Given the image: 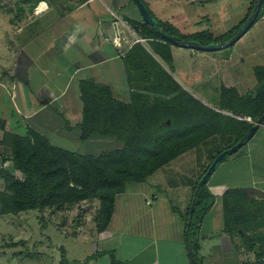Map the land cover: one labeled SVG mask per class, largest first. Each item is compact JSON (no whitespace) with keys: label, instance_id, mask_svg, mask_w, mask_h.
I'll return each instance as SVG.
<instances>
[{"label":"crops","instance_id":"1","mask_svg":"<svg viewBox=\"0 0 264 264\" xmlns=\"http://www.w3.org/2000/svg\"><path fill=\"white\" fill-rule=\"evenodd\" d=\"M142 1L154 16L163 18L165 24L176 30H186L190 25L188 33L193 34L205 27L206 21L213 37L234 28L250 6V0H244L235 11L236 0H175L180 2L178 5L174 0ZM129 20H142L132 0H0V138L4 131L24 136L31 128L52 145L65 148L54 135L70 138L80 128L79 81L91 78L106 83L114 92L110 75L115 76L135 43L146 46V39L136 33ZM229 47L227 54L211 58V67L221 66L237 86L258 85L254 68L264 66V11L261 15L259 11L238 40L222 49ZM240 62L251 64L253 82L242 74L238 76ZM206 186L213 195V203L192 228L191 237H186L183 220L190 200L187 186L185 197H178L179 204L175 206L171 204L173 199L168 201L164 194L162 197L154 192L150 201L145 200L149 208L136 205L130 218L125 210L119 214L114 208L102 231L96 229L89 211L78 212L77 207L84 201L34 209L38 210L39 222L48 219L61 235L72 238L78 234L85 244L92 246L90 253L78 258L69 257L67 251L62 255L63 245L51 244L45 232L36 240L40 250L33 251L31 257L29 251L20 255L22 217L32 210L0 215L12 222L10 231L19 229L16 237L4 236L7 254L0 255V264H29L32 258L36 264H61L63 258L69 263L83 262L92 255L85 264H192L190 252L195 245L198 256L195 264H264L260 243L255 244L256 250L255 246L249 247L252 229L244 235L242 226L226 221L223 204L224 199L243 200L246 196L264 201V124L217 165ZM143 217L146 222H138ZM70 228L74 229L71 234ZM15 251L17 255H13ZM45 255L52 260L43 261Z\"/></svg>","mask_w":264,"mask_h":264},{"label":"rangeland","instance_id":"2","mask_svg":"<svg viewBox=\"0 0 264 264\" xmlns=\"http://www.w3.org/2000/svg\"><path fill=\"white\" fill-rule=\"evenodd\" d=\"M243 1L244 0H236V5L233 7L234 11L240 9ZM253 2L254 0H250V3ZM173 3L178 5L180 2L174 0ZM174 7L177 8V10L179 9L178 6ZM197 11L200 10L197 9ZM248 16L249 15H247L246 18ZM154 17L161 23H166L163 18L157 15ZM246 18L239 20L236 26L230 29L231 32L228 34L232 36L242 26ZM203 24L205 27L200 28L198 31H195L196 27L194 26L195 32H193V34L200 31H208L207 29H209V27L206 26V21H203ZM189 27L190 25L187 26L186 30H182L183 32L181 30L177 31L180 35H185L193 41L208 40V38L204 36H191L192 34L188 33L191 31ZM134 30L139 36L145 35H143L141 27H134ZM228 34H226V36H228ZM226 36L224 38H226ZM145 39L146 46L144 47L141 45L144 49L141 50L139 47L140 44L138 42L135 43V46H139L135 48L134 52L131 54V60L125 59L121 65L119 64L120 67L117 73H114L115 76H112L113 74L110 75L111 79L114 81V92L106 83L98 82L106 84L109 87L112 96L111 100L99 102L95 95L91 98H85L84 102L89 112L88 118L93 122L94 126L92 127L94 129L93 132L86 139L82 140L80 139L79 128L77 133L71 135L70 138H62V134H55L54 139L60 142V144L65 147L64 149L82 155L97 157L104 153L115 152L116 150L121 151L131 144L133 146V151L137 143L146 147L149 144H153L155 139L160 138V135L166 133L163 126L171 125V119L175 122V125H172L173 129L179 128L178 125L180 124H187L188 119L194 120V123L207 126V130L205 131L209 132H213L216 124L219 125L222 123L225 126L229 124V126L227 127L228 130H226L225 127L221 128L222 130L220 132L222 133L219 132L212 135L205 142L201 141V136L204 131L195 128L193 132L185 134L183 137L185 141L181 140V138H178V141L181 145H188L190 143L188 142L189 138H196L194 142L197 144L199 143V148H189L183 153L171 158L165 166L156 169L150 176H147L146 180L143 182H137L134 179L128 180L124 185L123 191L114 195L113 211L114 208H116L119 214H121L123 209L128 212L127 215L129 218L134 216L136 205L146 206L145 200L147 199L150 201L151 194L154 192L160 194L159 196L162 197L163 195L161 194H164V196L168 198V201L173 199L171 204L174 206L179 204L177 198L186 195L185 193L188 190L190 191L189 198L191 199V186L194 181L199 180L203 173L204 166L207 167L209 164L208 162L212 159L210 157L223 149L229 148L239 141L241 134L244 138L247 133L248 129L239 130L237 129L238 125L234 124L232 126V122H228L227 119L225 122V116H233L238 120L252 123L257 120L259 117V110L263 107L262 105H258L254 108L245 106L247 98L256 96L260 85H249L248 87L244 85L237 86L231 83L230 76L226 74L223 69L219 68L221 66L214 69L211 67V58L215 60L213 56L227 54L230 51V47L214 51H201L179 46L168 40L165 41L164 38V40L155 37H146ZM233 48H235V46H233ZM164 52L168 54L167 56H169L171 61L170 64L166 63V61L161 58ZM177 55H179V57H177ZM174 57H176V62H174ZM257 58H255L254 61H256ZM237 69L239 77L242 74L243 78L247 79L249 82H253L254 74L251 64H243L240 62L238 63ZM184 92H187L192 98L200 102L196 103L194 100L187 98ZM92 94L93 93H90V96ZM92 100L94 102H92ZM231 100L237 109L245 106L244 110H250L254 115H236L238 112L234 113L235 110L233 109H221L222 104L230 102ZM249 102L250 101H248V103ZM122 104L126 105V107L123 108L124 110H121ZM213 112L222 114L220 115L222 117L212 114ZM87 114L85 113V117ZM220 118H222V122H220ZM24 120L28 122L26 119ZM184 128L187 129L186 126ZM102 131L105 132L103 133ZM206 134V132L203 133V135ZM48 141L50 142V140ZM133 151H129L128 153H132ZM11 158L9 148L1 142L0 138V192L9 193V189L6 187L3 169L13 167ZM117 159L116 156L114 159L111 158L109 160V165L112 167H115V165L122 166V162L118 163V161H116ZM199 161H202L201 164L203 165H198ZM11 170L14 175H19L16 170ZM192 176L194 177L193 182L191 180ZM82 201L84 202L80 203ZM82 201L76 203H80V205L84 206V208H81L79 205V208L77 207L78 212L81 209H86L93 215L94 220L98 218L99 199L89 198ZM76 204H73V206ZM146 208H149V206L147 205ZM229 208H231V210L230 212L227 211V214L234 216V218H232L234 221L254 224L258 222V225H260H257L259 228L258 232H261L262 235L264 234V201L249 196H246L243 200L235 197L234 199H229ZM27 214L28 215L22 217L24 218V226L20 225V255L29 251L27 254L31 257L30 254H32L33 251L40 250L38 249L36 240L42 237V232L50 236L51 244L60 242L63 245L65 250L60 248V252H63L62 255H65L67 251L69 257L78 258L79 256L90 253L92 246L88 243L85 244L78 234H74L72 238L68 235L63 236L48 219L44 218L43 223L42 221L39 222L37 218L39 215L38 210L29 211ZM76 218H78V216ZM140 221L146 222L145 217H143L142 220H138V222ZM10 226H12V222L6 218L5 215L0 216V255L7 254L5 251V244H7V242L4 236L11 234L16 237L19 235L18 227H15V232H12L8 228ZM252 227L251 233H256V228L254 226ZM73 231L74 229L70 228L69 233L71 234ZM23 239L26 240L28 245L25 244ZM10 240L11 238H8L9 242ZM47 242L48 243L44 246L46 251L49 240H47ZM261 247H264V238ZM17 252L18 251L13 252V255H17ZM33 260L34 258L29 261V264L37 263ZM51 260L52 258L46 255L43 259V261L46 262Z\"/></svg>","mask_w":264,"mask_h":264},{"label":"trees","instance_id":"3","mask_svg":"<svg viewBox=\"0 0 264 264\" xmlns=\"http://www.w3.org/2000/svg\"><path fill=\"white\" fill-rule=\"evenodd\" d=\"M143 3L147 8L146 3L144 1ZM254 3L255 0L253 3H250L244 19L250 14ZM263 11L264 0L262 2L260 15L263 13ZM149 12L152 14L150 10ZM153 18L159 23L160 29L165 33L178 36L183 40H190V38L186 37L185 35H180L179 32L171 25L161 23L159 20H157V18L154 17V15ZM129 21L133 28L141 27L143 35L145 34L141 37H155L163 39L155 27L145 24L142 20ZM229 32H231V30L227 31L225 34L213 37L209 31H200L192 34L191 36L207 37V41L197 40V42L200 44H209L229 39L231 36V34H228ZM226 34H228V36H226ZM225 36L226 38H224ZM138 46L139 45H136L128 51L126 59L131 60V54ZM139 47L141 50L144 49L141 47V45ZM167 55L168 54L164 52L162 53L161 58L166 61V63L170 64L171 61ZM254 74L258 81V85H260L259 90L255 97L247 98L245 106L254 108L258 105H262L263 107L259 110L260 116L264 112V66L255 67ZM79 91L82 100V121L79 124L80 139L83 140L86 139L94 130L92 128L94 127L93 122H91V120L88 118L89 112L84 102L85 98H91L95 95L99 102H105L111 100L112 96L110 89L106 84L98 83L91 78H86L79 81ZM90 93L93 94L90 96ZM184 93L187 98L194 100L196 103L200 102L199 100L192 98L189 94H187V92ZM93 100L92 102H94ZM248 101L250 102L248 103ZM245 106L237 109L231 100L230 102L222 104L221 109L229 108L235 110L234 113L238 112L236 115L253 116L254 114L250 110H244ZM125 107L126 105L122 104L121 110H124L123 108ZM85 113L87 114L86 117ZM212 114L222 117L220 116L222 114H218V112H213ZM167 117L171 118L170 116ZM225 117V122L227 119L228 122H232V126L234 124L238 125L237 129L239 130H247L252 125V123L238 120L233 116ZM220 119V122H222V118ZM170 121L171 125L163 126V128L166 130V133L160 135V138L155 139V142L153 144H149L147 147L137 143V145L135 144L133 151V146L131 144L129 147H127L128 151L127 148H124L121 151L116 150L115 152L104 153L97 157L78 154L73 151L52 145L46 137L31 128L28 129L27 134L24 136L4 131L1 142L10 150L13 167L4 169L2 168L4 171L3 173L6 187L9 189V193L0 192V215L7 213L16 214L21 211L61 206L68 203H77L89 198H98L100 205L98 218L95 219L96 229L98 231L104 230L111 219L114 206V195L123 191L124 185L128 180L134 179L137 182H143L146 180L147 176H150L156 169L165 166L168 161L171 160V158L183 153L189 148H199V143L197 144L194 142L196 138H189L188 142L190 143L188 145H181L178 141V138L183 140L185 134L193 132L195 128H198L199 130L202 129V131L207 133L206 135H203V132L201 136V141L205 142L212 135L219 133L222 130L221 128L225 127L226 130H228L227 127L229 126V124L226 126L222 123L219 125L216 124L213 132H209L205 131L207 130V126L194 123V120L192 121L188 119L187 124H180L178 125L179 128L173 129L172 125H175V122H173L172 119ZM185 126L187 129L184 128ZM0 127H2V122H0ZM102 132L104 133L105 131ZM240 139H243L242 134L239 137V140ZM129 151L133 152L128 153ZM219 152L210 157L212 158L211 161ZM115 156L118 158L116 160L118 163L122 162V166L115 165V167H112L109 165V160L111 158L114 159ZM211 161L208 163L210 164ZM201 163L202 161H199L198 165H203ZM205 167L206 166L203 168V173L207 169V167ZM11 169L16 170L19 175H14L11 172ZM197 182L198 181H194L191 186L192 197L187 204V208L183 216L185 223L189 218V207L193 199V192ZM206 184L199 188L196 193L194 210L190 225L188 227V237H191L190 233L193 230L192 228L197 226L199 218L208 211L213 203V195L207 189ZM226 200L224 199L223 203L226 221L231 222L234 225L239 224L238 226H242L243 234L249 229H253L252 226L255 227L258 225L256 224L250 226L246 222L244 223L234 221L232 219L234 216L227 214V211L230 212L231 208H229V199ZM252 235L253 236H251V238L253 241L250 237L248 238V240H251L252 242L249 247L253 248L258 242L260 243L259 252L264 254V247H261L264 234L262 235L261 232H253ZM196 250V245L192 246V251L190 253L194 264L198 260ZM98 254L99 253H96L94 255ZM92 257L93 255L87 257L83 262L72 261L70 263L66 261L65 258H63L61 260V264H85Z\"/></svg>","mask_w":264,"mask_h":264},{"label":"water","instance_id":"4","mask_svg":"<svg viewBox=\"0 0 264 264\" xmlns=\"http://www.w3.org/2000/svg\"><path fill=\"white\" fill-rule=\"evenodd\" d=\"M132 1L134 2V4L137 7L142 21L145 24H148L150 26L155 27L156 30L158 31L159 35L162 38H164L165 40H168L172 43H175L179 46L188 47L191 49L201 50V51L219 50V49H222L224 47L231 45L236 40H238L244 34V32H246L250 28V26L252 25V23L254 22L256 17L258 16V13L261 9V5L263 2V0H255V3L252 7V10H251L249 16L246 18V20L242 24V26L229 39L224 40V41H220V42H215V43L200 44L197 41L183 40V39H180L178 36L165 33L164 31H162L160 29L159 23L156 20H154L153 15L146 8V6L144 5L142 0H132ZM263 118H264V112L257 118L256 121L252 122V125L248 128L247 133L243 139H240L238 142L233 144L231 147L222 150L221 152H219L214 157V159L211 161V163L209 164V166L207 167L205 172L199 178L197 185L195 187V190L193 192L192 202H191L190 207H189V212H188L189 218H188V221L186 222V226H187L186 237L188 235V227H189L190 222H191V218H192V214H193V210H194L195 196H196L198 189L203 187L208 182L211 174L214 172V170L216 169V167L219 163H221L227 156L233 154L241 146H243L252 137V135L255 133V131L258 129V127L263 125ZM256 249L257 248L255 246V250ZM191 263L194 264L192 257H191Z\"/></svg>","mask_w":264,"mask_h":264}]
</instances>
